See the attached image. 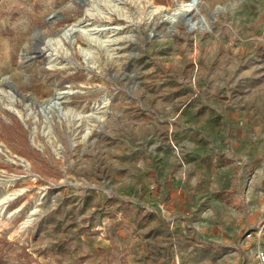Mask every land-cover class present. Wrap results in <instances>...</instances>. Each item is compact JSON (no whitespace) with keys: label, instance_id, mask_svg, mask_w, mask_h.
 I'll use <instances>...</instances> for the list:
<instances>
[{"label":"rangeland","instance_id":"1","mask_svg":"<svg viewBox=\"0 0 264 264\" xmlns=\"http://www.w3.org/2000/svg\"><path fill=\"white\" fill-rule=\"evenodd\" d=\"M116 1L124 16L99 18L88 1L0 0V90L16 109L0 102V238L14 246L0 264H64L58 248L83 264L87 235L117 231L158 242L148 264H255L264 0ZM16 119L29 157L7 138ZM37 232L50 241L32 261Z\"/></svg>","mask_w":264,"mask_h":264},{"label":"crops","instance_id":"2","mask_svg":"<svg viewBox=\"0 0 264 264\" xmlns=\"http://www.w3.org/2000/svg\"><path fill=\"white\" fill-rule=\"evenodd\" d=\"M155 229V228H154ZM152 229L149 231L151 232ZM40 232L35 235V241L32 244L33 254L31 260L37 258L42 260L44 257V249L41 246L49 244V237H42V241L39 242L37 237ZM123 232H116L110 239H105L100 234H96L94 237L87 235L85 238L86 246H83L80 254L86 256L83 264H121L123 254H125V264H148L145 262V256L148 252V247L152 248L156 246L158 242L156 240L146 241L145 239H134L130 236L124 237ZM38 241V242H37ZM138 247V248H137ZM51 250V249H50ZM54 257L64 259V264H75L71 254H66L64 249L51 250ZM254 254H256L253 251ZM79 254V253H78ZM35 257V258H34ZM124 259V258H123ZM256 259V256H255ZM36 260V259H35ZM152 260V258H150ZM151 262V261H148ZM35 262H33L34 264Z\"/></svg>","mask_w":264,"mask_h":264},{"label":"bare ground","instance_id":"3","mask_svg":"<svg viewBox=\"0 0 264 264\" xmlns=\"http://www.w3.org/2000/svg\"><path fill=\"white\" fill-rule=\"evenodd\" d=\"M84 1H88L89 6L86 7V12L91 16L96 15L99 18H105L108 16V11L113 12L118 16H124L123 8L119 5V3L116 0H100V2L95 0L94 1L84 0ZM190 5L193 6L194 2L192 1ZM179 13H180L179 9H172L171 11L165 13L164 17L168 19L170 22H175L178 21ZM187 21H188V25L191 28L200 26L203 22H206L204 17L202 18V20H194L189 17ZM96 29H97L96 27L81 28L82 34L85 36L87 40L93 43H97L103 46L105 50H108L106 40L101 38V36H99V33L96 31ZM58 45H60L59 41H57L56 43V46ZM80 50L84 55V59L87 63L96 64L93 55V50L91 48H81ZM55 62L58 63L59 65L60 64L62 65V63L58 62L57 60H55ZM0 102H4L9 108L16 110L14 107L15 96L12 92L4 91L1 89ZM14 195L15 194L9 195V198L13 197ZM36 209L37 208H34L32 210L31 215L27 218V221H29L32 218V213L36 211Z\"/></svg>","mask_w":264,"mask_h":264},{"label":"trees","instance_id":"4","mask_svg":"<svg viewBox=\"0 0 264 264\" xmlns=\"http://www.w3.org/2000/svg\"><path fill=\"white\" fill-rule=\"evenodd\" d=\"M5 129L7 130V138L10 140H19L22 146V154L29 157L26 152V148L28 146V130L24 127V125L16 119L15 123L5 125ZM0 244H2L3 248L6 250L14 248L13 243L6 237L0 238ZM19 254L30 256V253L26 249H22ZM1 259L2 256H0V260Z\"/></svg>","mask_w":264,"mask_h":264},{"label":"built area","instance_id":"5","mask_svg":"<svg viewBox=\"0 0 264 264\" xmlns=\"http://www.w3.org/2000/svg\"><path fill=\"white\" fill-rule=\"evenodd\" d=\"M252 233H256L258 239V245L256 247V262L255 264H264V225L258 227L257 230ZM251 235V233H250Z\"/></svg>","mask_w":264,"mask_h":264},{"label":"water","instance_id":"6","mask_svg":"<svg viewBox=\"0 0 264 264\" xmlns=\"http://www.w3.org/2000/svg\"><path fill=\"white\" fill-rule=\"evenodd\" d=\"M81 1H83L84 3H86L84 0H81ZM193 2H194V4H196L197 3V1L198 0H192ZM186 17H189V15L188 16H185V19H186V21H187V18ZM69 29H72V28H69ZM74 31H78V29H73Z\"/></svg>","mask_w":264,"mask_h":264}]
</instances>
